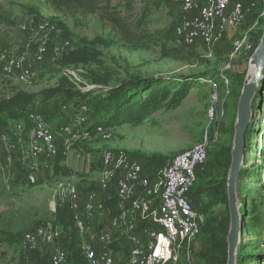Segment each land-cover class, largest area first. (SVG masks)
<instances>
[{
  "label": "rangeland",
  "instance_id": "374dc122",
  "mask_svg": "<svg viewBox=\"0 0 264 264\" xmlns=\"http://www.w3.org/2000/svg\"><path fill=\"white\" fill-rule=\"evenodd\" d=\"M0 5L12 16L0 27V100H9L24 91L37 94L36 103L45 105L56 99L54 96L48 98L47 91L70 87L81 94L75 102L82 104V108L76 110L73 101H64L63 105L70 106L66 113L55 112V118L48 123L56 129L69 123L80 130L90 122L88 119L97 97L106 104L109 92L124 82L143 80L149 83L146 86L139 83L137 88L128 89L127 99L119 107L130 102L142 103L153 90L170 97L160 99L157 109L149 112L142 124L109 126L106 129L110 134L108 140L92 130L90 136H86L91 139L69 149L63 146L60 167L43 175L37 184L28 180L23 163L14 169L7 168L3 166L5 153L0 155V232L15 236L12 242L0 243V264H51L46 247L33 250L46 259L44 262L31 259L33 251L25 247V235L45 222L55 221L53 203L57 210L63 206L72 210L70 199H61L57 194L60 183L80 186L84 192L96 188L101 152L105 147L142 160L154 174L175 155L205 141L209 143V160L220 146L233 151L238 119L237 94L241 96L250 78V62L258 48L260 34L264 32V9L261 15L252 16L235 36L230 35L214 46H187L175 31L181 16L176 0L122 3L119 11L131 30L127 35L118 32L99 15L70 16L57 12L49 0H0ZM42 22L49 23L51 29L38 32L37 26ZM22 24L27 29H22ZM245 35L250 40L236 54L234 40ZM56 46L62 48V53H55ZM42 49L46 54L38 59L37 53ZM79 51L91 55L86 58L88 61L75 60ZM22 56L29 58L31 73L26 80H22L19 73L5 71L9 59ZM94 76L106 83L97 85ZM83 102H88L92 109ZM80 112L82 116H78ZM68 114L77 115L76 121L70 123ZM253 116L237 183L243 224L237 264H264V79ZM22 122V119L11 120L8 131H16L21 125L24 132L27 127ZM11 134L10 139L18 149L16 155L20 154L22 160L29 149L30 134L23 138ZM151 157L164 158L165 163L160 167L151 165L148 161ZM224 174L225 169L216 174L207 169L200 179L202 183H219ZM116 200L111 202L113 206ZM198 206L204 215V227L213 219L220 222L230 217L229 204L206 194L201 196ZM72 211L71 217L74 216ZM66 227L61 245L68 254L67 264H82L77 258L82 254L76 228ZM205 246L201 231L196 247L200 257Z\"/></svg>",
  "mask_w": 264,
  "mask_h": 264
},
{
  "label": "built area",
  "instance_id": "2783aa9c",
  "mask_svg": "<svg viewBox=\"0 0 264 264\" xmlns=\"http://www.w3.org/2000/svg\"><path fill=\"white\" fill-rule=\"evenodd\" d=\"M176 1L181 8L176 34L187 46H214L230 35L235 36L252 16L261 15L264 9V0ZM21 28L27 26L22 24ZM50 29L47 22L37 26L38 32ZM249 40L247 35L235 38L236 54ZM62 51L60 46L55 47L56 54ZM45 54L42 49L37 58L42 59ZM5 71L19 73L26 80L31 73L29 58L9 59ZM34 120L36 125L25 157L20 160L10 139L11 133L22 136L21 125L16 131L0 134V155L5 153L3 166L7 168L14 169L23 163L28 180L37 184L42 174L48 175L53 170L61 146L69 149L91 138H86L89 131H76V126L68 125L62 129L60 144L48 123L40 118ZM95 134L104 140L110 138L102 127ZM208 153L209 143L205 141L175 155L154 174L142 160L105 147L95 189L84 192L80 186L60 183L57 194L71 201L76 235L86 264H200L196 247L204 215L192 191L198 173L205 170ZM114 198L117 200L113 206ZM52 211L57 213L55 203ZM64 236L60 224L48 221L30 230L24 244L31 251L46 247L51 264H67L68 254L61 245Z\"/></svg>",
  "mask_w": 264,
  "mask_h": 264
},
{
  "label": "trees",
  "instance_id": "16d2710c",
  "mask_svg": "<svg viewBox=\"0 0 264 264\" xmlns=\"http://www.w3.org/2000/svg\"><path fill=\"white\" fill-rule=\"evenodd\" d=\"M52 3V6L57 12H60L65 15H99L103 20L107 21L112 25L118 32L121 34L127 35L131 33L130 26L128 21L122 17L119 6L122 3L129 4V0H49ZM117 3V5L115 4ZM255 16V15H254ZM253 16V17H254ZM11 14L5 10L0 5V27L8 23L11 19ZM177 30V27H176ZM175 30V31H176ZM263 31L259 37V44L263 37ZM1 35V34H0ZM3 35V34H2ZM177 35V34H176ZM178 37V36H177ZM179 39V37H178ZM180 40V39H179ZM181 41V40H180ZM182 42V41H181ZM183 43V42H182ZM91 57L87 52L79 51L75 56L77 62L88 61L86 58ZM70 58V56L68 57ZM94 59V58H93ZM91 59V60H93ZM94 81L97 85H104L106 82L101 78L94 76ZM210 84H216V82L210 81ZM148 84L149 82H144L143 80H131L124 82L120 87L115 88L109 92V98L106 104L101 103L102 98L97 97L96 103L93 105V109L88 106V102H83L84 105H87L90 112V122L85 123L81 126L82 131H92L94 133L98 127H102L104 130L108 129L109 126L115 124H142L149 112H152L154 109H157V104L160 99L167 100L170 98L167 94L159 95L157 90H153L147 96L144 102L142 103H128L123 107H119V104L126 101V91L131 88H137L138 84ZM47 97L51 98L52 96L56 97L53 103L41 104L36 103L38 96L37 94L19 91L9 100H0V134L8 132L11 120H24L26 124L27 131H30L36 125L35 118H40L46 123L52 121L55 118V112L66 113L69 105H63L64 101L68 103L74 102L73 105L76 107V110L82 108V104L76 103V99L81 96L79 92H75L70 87H60L56 90H49L46 92ZM83 97V96H82ZM240 94H237V102L239 101ZM258 97V94L253 102V108L255 106V101ZM173 100V97H171ZM74 108V107H73ZM82 112L78 114L81 115ZM69 115V122H75L77 115ZM49 124V123H48ZM69 124V123H68ZM67 123L65 126L68 125ZM78 129L76 128V131ZM250 132V131H249ZM248 141V138H247ZM63 146L60 147L59 154L57 157L56 164L54 166L59 168V164L62 161L61 151ZM248 148V143H247ZM135 158V157H134ZM137 159V158H136ZM149 164L156 167L163 166L165 163L164 158L151 157L148 159ZM232 164V148L226 149L223 146H220V150L213 152L210 156L208 153V161L205 166V170L198 173L196 184L192 191V196L194 200L198 202L202 195L206 194L210 198H217L220 201L228 204V193L227 185L229 178V171ZM165 166V165H164ZM53 168V169H54ZM208 169L210 173L216 174L218 171L225 169L224 178L219 183L209 184L202 183L200 175ZM71 173V171H70ZM71 176V175H70ZM199 208V206H198ZM200 210V209H199ZM72 211V210H71ZM71 211L68 207H58L55 222L60 224L64 229L66 226L72 225L75 227L74 216L71 217ZM73 212V211H72ZM230 217H225L220 222H217L215 219L208 222L207 226H203L200 229L204 234L206 242V251L202 253L200 259V264H227L228 262V242L227 237L230 231ZM63 224V225H62ZM35 229V228H34ZM200 236V235H199ZM25 239V238H24ZM15 240V236L12 233L0 232V243L2 242H12ZM31 259L37 260L40 259L44 262L46 259H42L37 252H31ZM79 261L82 264H86L85 259L77 256ZM51 263V260H50ZM23 264V263H21Z\"/></svg>",
  "mask_w": 264,
  "mask_h": 264
},
{
  "label": "water",
  "instance_id": "95a60500",
  "mask_svg": "<svg viewBox=\"0 0 264 264\" xmlns=\"http://www.w3.org/2000/svg\"><path fill=\"white\" fill-rule=\"evenodd\" d=\"M251 66L255 67L254 75L248 80L242 90L238 103V119L235 126L232 164L229 171L227 193L230 211V231L228 234V262L237 264V251L243 232L240 204L237 197V183L247 150V138L253 120V102L260 91L264 79V33L260 45L252 56Z\"/></svg>",
  "mask_w": 264,
  "mask_h": 264
},
{
  "label": "crops",
  "instance_id": "0c3cea01",
  "mask_svg": "<svg viewBox=\"0 0 264 264\" xmlns=\"http://www.w3.org/2000/svg\"><path fill=\"white\" fill-rule=\"evenodd\" d=\"M54 130H55V133H56V136H57V138H58V142L61 144V138H62V129L63 128H60V129H56L55 127H53L51 124H49ZM30 134V138H32V136H33V129L32 130H30V131H27V130H25L24 132H23V134H22V137L21 138H23V135H25V136H27V135H29ZM24 136V137H25ZM52 172V171H51ZM51 172H50V174H51ZM43 175H45V174H42V176Z\"/></svg>",
  "mask_w": 264,
  "mask_h": 264
},
{
  "label": "bare ground",
  "instance_id": "6f19581e",
  "mask_svg": "<svg viewBox=\"0 0 264 264\" xmlns=\"http://www.w3.org/2000/svg\"><path fill=\"white\" fill-rule=\"evenodd\" d=\"M254 72H255V67L251 66V69H250V78H249V80H250L251 77L254 75Z\"/></svg>",
  "mask_w": 264,
  "mask_h": 264
}]
</instances>
